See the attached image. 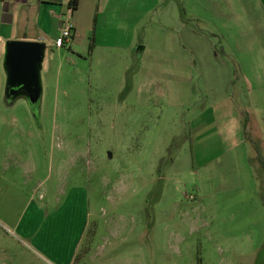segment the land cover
<instances>
[{"label":"rangeland","instance_id":"obj_1","mask_svg":"<svg viewBox=\"0 0 264 264\" xmlns=\"http://www.w3.org/2000/svg\"><path fill=\"white\" fill-rule=\"evenodd\" d=\"M112 1L47 48L36 105L5 98L0 55V264H264L263 17L253 0ZM71 189L68 260L46 226L32 241L2 218Z\"/></svg>","mask_w":264,"mask_h":264},{"label":"crops","instance_id":"obj_2","mask_svg":"<svg viewBox=\"0 0 264 264\" xmlns=\"http://www.w3.org/2000/svg\"><path fill=\"white\" fill-rule=\"evenodd\" d=\"M69 1L70 0L0 1V55L4 53V46L8 41L43 43L45 45L46 55L47 48H53V42L59 34L60 23L62 21H69L73 25L74 32L72 40L67 47H65L70 49V47L74 45L73 40L79 34V24L77 22L79 20L77 14L79 12L91 13V10L93 11L95 8L94 13L97 17L99 15L100 0H78L75 10H71ZM112 2L113 3L108 8L109 13L114 14L117 11L120 14L122 11L121 7L125 5V1L113 0ZM253 5L264 19V0H253ZM73 21H75L76 25H74ZM14 28L19 32L18 36H14ZM142 52H144V48L137 50V53ZM262 58L264 60V55ZM258 60L259 63L256 61V64L251 66L256 67V70L260 72L261 76L264 78V63L259 57ZM203 69L206 71L209 67H204ZM251 79L253 80V78ZM262 95L264 96V91ZM221 131H225V128H221ZM239 131L237 125V130L230 131L225 137L229 138L234 133L237 134ZM74 191L75 189H71V191L66 192L64 194V203L59 204V207L57 209L55 208L56 210H53L49 215L41 211L44 207L43 205H36L29 200L25 202L23 197H21L24 203V205H22V211L19 213L17 212L15 217L14 214L11 217L10 206L6 203V205H3L4 215L2 218L5 220L10 230L23 237H28L32 241L40 240L41 233L46 226L51 231L50 235L52 240H58L60 237V241L62 240L65 242V250L64 252L59 253V256L63 259L66 254L65 258L68 260L80 249L82 234L79 236L78 234H75L73 236L71 234L73 232H70L69 218L65 219L68 222H64L63 219L57 217V214L62 211L61 209L66 206L65 204H67L70 209L77 207L78 202H73L72 200V196L76 195ZM6 196L7 195H4L3 197L6 198ZM39 198H41V196H39ZM85 218H87V213L85 214ZM59 220L60 222H58ZM113 230H117V228H113ZM77 233L79 232L77 231ZM112 235H114V233H112Z\"/></svg>","mask_w":264,"mask_h":264},{"label":"water","instance_id":"obj_3","mask_svg":"<svg viewBox=\"0 0 264 264\" xmlns=\"http://www.w3.org/2000/svg\"><path fill=\"white\" fill-rule=\"evenodd\" d=\"M44 57L43 43L26 41L5 43L3 65L6 76L4 91L7 100L23 97L30 105L39 102L41 95L39 73Z\"/></svg>","mask_w":264,"mask_h":264},{"label":"built area","instance_id":"obj_4","mask_svg":"<svg viewBox=\"0 0 264 264\" xmlns=\"http://www.w3.org/2000/svg\"><path fill=\"white\" fill-rule=\"evenodd\" d=\"M73 25L69 21H62L60 23L59 34L53 42V48L58 50L67 47L73 37Z\"/></svg>","mask_w":264,"mask_h":264},{"label":"trees","instance_id":"obj_5","mask_svg":"<svg viewBox=\"0 0 264 264\" xmlns=\"http://www.w3.org/2000/svg\"><path fill=\"white\" fill-rule=\"evenodd\" d=\"M0 1H2V0H0ZM77 2H78V0H70L69 1V6H70L71 10H75L76 9ZM88 49L91 50L92 49V45H89Z\"/></svg>","mask_w":264,"mask_h":264}]
</instances>
